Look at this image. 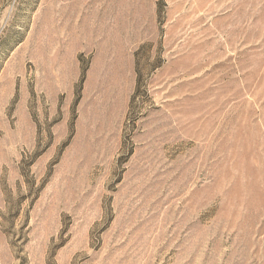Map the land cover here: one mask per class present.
Segmentation results:
<instances>
[{"label":"rangeland","instance_id":"rangeland-1","mask_svg":"<svg viewBox=\"0 0 264 264\" xmlns=\"http://www.w3.org/2000/svg\"><path fill=\"white\" fill-rule=\"evenodd\" d=\"M0 264H264V0H0Z\"/></svg>","mask_w":264,"mask_h":264}]
</instances>
